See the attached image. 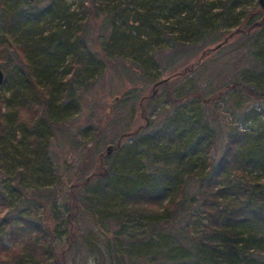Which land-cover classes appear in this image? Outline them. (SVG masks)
Returning <instances> with one entry per match:
<instances>
[{
  "label": "rangeland",
  "instance_id": "374dc122",
  "mask_svg": "<svg viewBox=\"0 0 264 264\" xmlns=\"http://www.w3.org/2000/svg\"><path fill=\"white\" fill-rule=\"evenodd\" d=\"M133 1L34 0L30 6L43 12L23 23L11 18L28 0H0V116L9 122L0 150V191L6 198L0 199V233L26 220L46 229L32 237L38 242L33 247L43 246L47 256L34 250L37 255L22 264H121L115 254H122L123 244L141 256L165 248L163 241L142 242L150 220L143 193L150 194L154 171L175 159L172 146L200 133L195 127L181 134L165 123L178 111L193 122L209 118L204 130L218 147L238 130L248 133L249 143L264 142L259 53H264V9L259 1L239 0L240 9L225 17L223 0H204L216 9L203 31L191 29L183 44L174 42L179 31L163 38L149 22L135 18L139 8ZM110 16H115L113 32L106 25L112 26ZM60 30L76 46L50 70L36 41L57 37ZM28 75L36 86H30ZM247 88L263 97H249ZM32 91L39 98L18 112ZM42 102L48 106L44 114ZM145 141L149 152L141 146ZM109 145L113 150L107 154ZM197 158V175L184 183L194 206L185 202L175 219L185 235L207 221L199 214L204 206L198 175L205 153ZM253 170L251 177L264 183V167ZM143 174L149 182L134 196L136 175ZM173 195L151 208L175 209L181 195ZM20 257L0 264H20Z\"/></svg>",
  "mask_w": 264,
  "mask_h": 264
},
{
  "label": "trees",
  "instance_id": "16d2710c",
  "mask_svg": "<svg viewBox=\"0 0 264 264\" xmlns=\"http://www.w3.org/2000/svg\"><path fill=\"white\" fill-rule=\"evenodd\" d=\"M134 2L137 3L135 7L139 8L134 11L135 18L149 22L163 38L179 31V35L174 37V42L177 44L186 42L192 35L189 31L193 28L196 30L193 34L201 33L209 21V14L213 15L212 12L216 9L214 3L209 5L204 0H135ZM238 2L239 0H223L221 2L223 12L220 14L227 17L229 13L236 12L237 9H240L239 3L241 2ZM30 5V1H28L27 6L18 9L11 19L25 23L39 18L43 11L36 10ZM113 18L115 16H110L108 19L112 26H108L106 23L111 32L114 31L112 30ZM191 20L194 22L189 24ZM256 29L258 30L257 34L262 33V27ZM58 35L57 37H48L42 42L36 41L45 66L50 70L64 62L67 53L72 52L75 45L70 43L64 30H60ZM260 40L257 36L256 41ZM76 48L80 49L81 45L77 44ZM88 52L90 54L91 50L89 49ZM259 53L264 59L263 51ZM85 67L87 68L86 65ZM31 77L30 75L27 77L30 86H36ZM36 93V91H32L23 97L18 112L27 108V104L30 99L36 97ZM245 93L252 98L263 97L262 92L250 88H247ZM46 104V102H42L40 105L43 114L48 111ZM2 105L0 101V112ZM35 106L33 105L34 108ZM178 112L165 123L173 126L176 131L181 130V134L182 131L189 132L195 127L201 128L200 133L186 141L184 139L181 145L172 146L174 149L171 153L176 160L173 159L161 169L155 170L151 179L153 184H151L150 194L143 193L150 211L148 213L150 220L148 222L149 230L146 231L142 242L151 244L157 240L166 242L167 245L157 252L147 251L141 256L137 251H126L123 244V251L118 248L122 254H115L116 260L121 264H264V183H259L250 174L256 167H264V142L262 145L260 141L258 144L249 143L248 133L238 130L235 133H228L226 142L218 147L214 136H209L205 131L208 129L209 118L199 117L193 122L192 119H187L189 117L184 116L181 110ZM201 121L204 126H197V122ZM187 124L193 128L188 127ZM8 127V118L4 114L0 116V150L3 149L1 146ZM37 137L35 134L34 138ZM204 139L208 141L203 145ZM150 142L157 144L154 138H151ZM143 143L145 144H139L146 149V141ZM162 148V146L159 147L160 150ZM146 150L149 152L150 149ZM201 151L205 153V159L198 176L201 178V203L204 207L203 212L199 211V214L203 215L207 221L195 234L185 235L182 230H179L175 219L179 218L178 215L184 210L185 202L194 206L193 203H189L188 198H192V194L184 183L187 178L197 175L195 172L200 164L197 154ZM211 151L213 153H210ZM144 174L136 175L133 189H131L134 196L141 194L144 185L149 182ZM172 194H174L172 197L175 196V198L178 194L181 195L179 199L181 202L176 205L177 207L175 206L176 208L174 207L175 209L160 212V209L151 208V206L155 208L156 204ZM0 199L6 200L2 190ZM29 204H32L30 200ZM29 204L26 206L28 207ZM2 220L7 221L8 218H2ZM42 226L40 222H27L26 220L25 223L13 224L8 227L7 233H0V260L11 262L15 256H21L19 263L22 264L25 259L33 258V254H36L35 251L40 253L42 258L44 255L47 256L43 246L33 247L35 242H38L33 239L32 235L46 233L45 227ZM117 232V236L121 237L120 231ZM15 239L17 240L14 241ZM72 241L74 242V240ZM134 246L137 247V245ZM116 248V246L113 247V249ZM10 254L12 255L10 256Z\"/></svg>",
  "mask_w": 264,
  "mask_h": 264
},
{
  "label": "water",
  "instance_id": "95a60500",
  "mask_svg": "<svg viewBox=\"0 0 264 264\" xmlns=\"http://www.w3.org/2000/svg\"><path fill=\"white\" fill-rule=\"evenodd\" d=\"M30 2L34 1V0H28ZM259 1V5L262 9H264V0H258ZM221 44L218 46L220 47ZM217 48V47H216ZM2 80H3V72L0 70V85L2 84ZM119 99V97H116L114 99L111 100L112 103H115L117 100ZM113 150V146L112 145H109L107 147V154H110Z\"/></svg>",
  "mask_w": 264,
  "mask_h": 264
}]
</instances>
